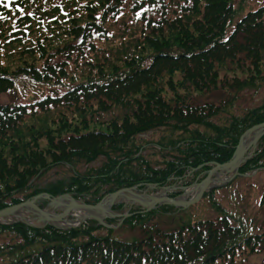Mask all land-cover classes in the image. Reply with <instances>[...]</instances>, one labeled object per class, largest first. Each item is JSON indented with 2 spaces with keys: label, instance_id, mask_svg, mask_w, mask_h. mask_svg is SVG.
Here are the masks:
<instances>
[{
  "label": "trees",
  "instance_id": "obj_1",
  "mask_svg": "<svg viewBox=\"0 0 264 264\" xmlns=\"http://www.w3.org/2000/svg\"><path fill=\"white\" fill-rule=\"evenodd\" d=\"M97 1L98 14L92 0H30L23 14L22 0L0 3L38 21L0 45V209L38 193L94 204L130 187L179 192L264 122V99L238 94L264 87V2ZM253 170L264 171V135L238 171ZM231 201L166 227L181 209L135 210L116 227L0 223V264H241L237 252L264 249V228L236 191Z\"/></svg>",
  "mask_w": 264,
  "mask_h": 264
},
{
  "label": "rangeland",
  "instance_id": "obj_2",
  "mask_svg": "<svg viewBox=\"0 0 264 264\" xmlns=\"http://www.w3.org/2000/svg\"><path fill=\"white\" fill-rule=\"evenodd\" d=\"M92 4L88 5L87 9H90L92 13H99L101 6L103 4V2L97 1V0H92ZM16 2V0H0V3H4V6L6 8L9 7V4ZM264 2V0H253L251 8L254 9L256 8V6L260 3ZM30 0H22V4L23 7L21 9L20 14L26 13L27 12V6L29 5ZM52 3L51 1H48V3L46 4L47 6ZM46 6H44L43 8H45ZM68 10V9H67ZM246 12L247 10L244 9ZM12 10L6 11L5 12H0V45H5V44H9L15 40L17 41H22V38L24 37V35H26L29 31H27L26 29L31 30V28L34 26L36 28V24L38 23V21H32L29 23V27L25 26V22H17L16 21V17L10 12ZM62 12L58 11V13ZM73 15V14H72ZM75 15H79V12H76ZM70 16V15H69ZM80 17L79 22H83L88 18V14H87V10H84L83 12L80 13L79 15ZM9 68H11V65H8ZM231 93H229L230 95ZM239 95H245V97L248 99L249 95H258V97H256L254 100H252L249 103L252 104H256L259 103L261 100L264 99V87L259 91V93H255L252 90H243L241 92L238 93ZM213 95H218L217 97H220V95H225V93L222 92H216ZM205 172H201L199 174L198 177H196V180H193L192 183L187 186L188 189H193L196 185L199 184V181L203 178V176H205ZM231 177V173H224L222 176V180H226L228 178ZM238 177V176H236ZM232 178L231 180L227 181L225 184L221 185L220 187L212 190L213 193L212 194H207L210 191H207L203 194H205V196H201L197 201H195L193 204H191L190 206H186L183 208H177L174 207L170 204L164 203V204H160L158 207H156L155 209H158L162 206H166V205H170L172 207H174L175 209L180 210L179 212H177V214H175L174 217L169 218L167 217V215H171L169 213H166L165 211H163L162 209H159V212H165L166 217L162 218V222H164L161 226L162 227H166L168 225H172V224H177V218H181L183 220L189 218H215V216L217 215L216 211L214 209H212L210 203L212 200L216 199L217 201H219L221 204L228 206L229 208H235L234 202L231 201L232 198H234L235 196V191H236V199H239L241 203L244 204V206L246 207V212L248 216H253L256 218V220H258L257 224H259L261 227L264 228V204H261V201L264 200L263 197V193H264V171H257L254 174H251L249 177H242L244 179H240L239 178ZM236 178V179H235ZM232 181L231 184H233L230 187H227L226 185L228 183H230ZM186 186H182V188H184ZM235 189V191H233V188ZM181 188V187H180ZM179 188V189H180ZM133 192L140 194V195H145V196H154V195H159V194H172L173 196H180L181 200L183 201V203H186L188 201L189 198L195 197V194H187V195H183L181 193V191H177V188H175V186H166V187H160V188H154V187H146L144 189H132ZM48 200L45 199H39L36 201L37 206L40 209H43L46 204H47ZM145 204V203H144ZM141 208H143L142 204H138V203H129V202H123V201H118V202H113L111 204V206L109 207L110 210L117 212V213H131L134 212L135 210H140ZM53 213L59 215L61 212L58 208L54 207L53 208ZM25 215H24V220L30 219L32 221H29L31 224L33 225H40V223H38L37 220H35L36 216L34 214L31 213H26V210L22 211ZM15 219L14 216H9L8 218H5V221H13ZM74 219V217L68 215L67 217L64 218L65 221L70 222ZM102 222L105 225H108L107 227H116L117 225L120 224L121 220L119 221L118 219H114L111 217H107L106 215H104V217H101ZM113 220V223H108L107 220ZM86 220H94L96 223H98L95 219H85L82 222L76 223L74 222H70V223H66V224H71L72 227L69 228H73L78 226L79 224L85 222ZM33 222V223H32ZM161 222V223H162ZM25 224V223H24ZM75 224V225H74ZM99 224V223H98ZM46 225H50L54 228H58V229H69V228H59L60 226H65L64 225H60L55 223V225L52 224H46ZM255 227H257L255 225ZM261 244L259 243L258 246L257 244L255 245V251L252 253V249L250 248V254H247V251H245L244 253L241 252H237L236 257L237 256H241V259L243 261H247L241 264H248V263H256V264H263L264 263V249H261ZM260 245V246H259ZM264 248V247H263ZM237 261V260H236ZM236 264H240L239 261H237Z\"/></svg>",
  "mask_w": 264,
  "mask_h": 264
},
{
  "label": "water",
  "instance_id": "obj_3",
  "mask_svg": "<svg viewBox=\"0 0 264 264\" xmlns=\"http://www.w3.org/2000/svg\"><path fill=\"white\" fill-rule=\"evenodd\" d=\"M253 130H256V133L253 135V137L251 138V140L248 142L247 145H245L244 147H241V144H242V141H243L244 137L250 131H253ZM263 135H264V122L256 124V125L252 126L251 128L247 129L240 136L239 141H238V143H237V145L235 147V151H234L231 159H229L228 161L223 162V163H215V164H213L206 171L205 177H203L199 181L198 189L196 191L195 197L189 198L186 203H183V201L181 200V197L179 195L178 196H172V195H169V194H159V195H156V196L152 197V199H150L146 204H142L143 208H141L138 212H149L150 210H153L157 206H159L160 204H164V203L173 205L174 207H178V208H183V207L189 206V205L193 204L195 201H197L202 196L203 193H205V192H207V191H209V190H211V189H213L215 187H218V186H221V185L225 184L227 181L231 180L232 178H234L237 175H241L240 173H238V169H239L240 164L245 162L246 160H248L249 158L252 157L253 152L255 151L257 142ZM231 166H235V169L230 172L231 173V177L230 178H228L226 180H223V181H219V182L211 184V185L208 184V180L210 178V175L215 170L227 169V168H229ZM228 172L229 171H227V173ZM148 187H152V185H149ZM125 189H134V187L123 188V189H119L117 191L125 190ZM186 190H188V188H181V193L183 195H187L186 194ZM117 191H115V192H117ZM115 192H113V193H115ZM42 198H44V199H46L48 201H51V200L63 201L64 200V201H67V202L70 203V207H69L70 209H72L74 207L93 209V210L105 213V215L107 217L115 218V219H118V220H121V219H123V218H125L127 216H130V215L134 214V212L129 213V214H126V213L120 214V213H117V212H114V211L110 210L109 208H104L101 205V202H102L103 198L101 200H99L98 202L94 203V204H87V203H83L81 201H78V200L74 199L73 197H71L68 194L50 196L47 193H38V194L32 196L31 198H29L27 200H24V201L18 202L16 204L1 208L0 209V219H5V218H8L9 216H14L15 217V215H14L15 212L23 210V209H26V208L34 209L36 212L42 214V212H43L42 209H40L36 205V201L39 200V199H42ZM67 214H68V210L62 211V213L60 215H58V217L55 220H61ZM88 218L89 219H95L99 224L104 225V226H108V225H105L102 222L101 218H98V217H96L94 215L86 216L85 218H83V219H81L79 221H76L75 224L79 223V222H82V221H84L85 219H88ZM14 220L15 221H20V222L28 224V225L36 226V227L37 226L40 227V226H43L45 224L55 225V223H53V222H43V223H40V225H33L29 221L24 220L22 218H18V217H15ZM64 227L65 228H69V227H72V225L71 224H65V226H60L59 228H64Z\"/></svg>",
  "mask_w": 264,
  "mask_h": 264
},
{
  "label": "bare ground",
  "instance_id": "obj_4",
  "mask_svg": "<svg viewBox=\"0 0 264 264\" xmlns=\"http://www.w3.org/2000/svg\"><path fill=\"white\" fill-rule=\"evenodd\" d=\"M255 133H256V130L250 131L244 137L242 144H241V147H244L245 145H247ZM234 169H235V166H231L227 169L215 170L210 175V178L208 180V184L211 185V184H214V183L221 181L224 173H227V171L231 172ZM197 189H198V185H196L191 190H189V189L186 190V194H191V195L195 194ZM154 196H156V195H154ZM154 196L150 197V196L140 195V194L133 192L132 189H125V190H120V191H117V192L112 193L110 195H107L106 197H104L102 199L101 205L104 208H109L113 202H118V201L129 202V203H138V204H144L145 203L146 204ZM54 207L58 208L61 213H62V211L68 210V214L65 217H67L68 215L74 217V219L70 222L79 221V220H81V219H83L89 215H94L98 218H101L105 215V213L100 212V211H96L93 209L77 208V207L70 209L69 208L70 203L67 201H64V200L63 201H59V200L48 201L46 206L42 209V211H43L42 214L36 212L34 209L26 208L23 210H26V213L34 214L36 216L35 220H37L38 223L53 222V223H57L60 225L70 223V222H67L64 220L65 217H63L61 220H55L58 217V215L53 213L52 210ZM23 210L15 212L14 213L15 217L24 219L25 214L22 212ZM27 221H32V220L27 219Z\"/></svg>",
  "mask_w": 264,
  "mask_h": 264
}]
</instances>
